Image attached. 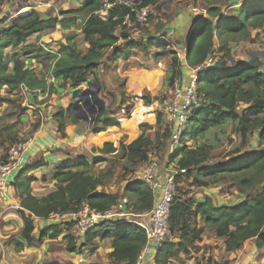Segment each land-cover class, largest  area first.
<instances>
[{"label":"trees","instance_id":"obj_1","mask_svg":"<svg viewBox=\"0 0 264 264\" xmlns=\"http://www.w3.org/2000/svg\"><path fill=\"white\" fill-rule=\"evenodd\" d=\"M142 2L143 7L156 8L159 0ZM214 2H208L206 18L197 20L193 25L187 40L185 63L187 67L194 68L204 65L216 51L220 56L216 63L199 77L197 87L202 98L201 104L188 120L180 140L182 148L177 149L168 158L169 163L175 164L179 172L175 175L176 191L170 215V226L176 239L166 242L156 251L154 264H173L172 261L180 255L189 256L201 251L198 242L204 228L198 226L199 217L216 237L225 239L229 252L240 250L247 241L253 239L256 240L258 248L264 245V69H261L264 51L260 54L261 58L256 57L247 64L236 63L227 68L232 59L231 43L247 41L255 31L264 34V0H245L236 14L224 18L221 17L219 6L229 5L230 0ZM101 9L102 0H85L76 10L61 12L62 19L57 17L43 20L34 11L30 16L17 17L0 30V145L5 151L17 142L22 130L19 120L24 108L20 106L18 90L26 87L30 91L41 90L50 95L57 92L53 83L39 79L34 70L25 69L23 63L14 64L5 51L8 48L17 49L30 37L54 30L57 26L62 30L82 28L84 40L89 44L87 54L83 55L79 50L75 33L67 35L66 43H60L59 55L54 58L52 78L69 83L75 89L86 84L100 87V82L91 80L90 77L102 65L109 49L121 39L128 40L124 31L117 34V30L125 28L129 13L127 9L121 8L111 10L108 15L103 16ZM79 14L89 16L83 26L77 24L76 16ZM5 21L4 19L0 23ZM128 21L132 22V19ZM156 45H159V41L155 39H150L147 43L129 41L125 49L115 53L106 65L122 58L130 59L134 49L147 51ZM165 55L166 52L159 53V56ZM171 55L173 59L168 81L173 86L175 81L183 79L184 74L178 54L173 52ZM80 93L77 91L76 97ZM3 104L9 105L7 113H2ZM241 104L247 105V108L238 114ZM65 113L74 123H78L72 113V106L66 111L61 110L55 117L60 122L63 135ZM12 114L14 117H11ZM105 114V110L99 112L96 125L101 123V117ZM229 121H238L237 130L244 138L258 132L257 145L251 151L237 150L234 155H226L224 158L228 157V162L207 166L221 157L224 150L207 142L197 143L199 140H205L210 131L224 126ZM111 126L113 122L107 121L99 129L102 132ZM169 132L165 135L166 138L172 135L171 128ZM189 143H195L196 147L191 148ZM153 147V140L143 134L129 144H122L120 150L115 149L112 143H105L103 148L97 151L103 155H116L119 160L126 162L131 166L130 170L124 167H121V170L129 175L132 174L134 166L149 162ZM119 162L108 163L101 156L92 161L82 156L68 160L57 168L53 175L56 191L41 200L32 195L31 180L17 178L14 186L22 196L19 211L24 221L21 238L29 246L40 247L48 238L59 237L62 228L72 230L71 224H51L35 239L34 218L48 220L55 214H73L83 203H87L92 210L105 212L111 208L120 209L125 200L126 207L133 215L151 213L157 195L145 181L126 184L119 192H99L100 188L109 187ZM101 163L107 164L106 169L96 170ZM220 181L230 182L232 187L245 196L244 201L234 207H218L210 198L199 200L190 197L194 188L206 187ZM259 187H263L262 192L253 197L252 194ZM96 239L112 240L113 252L110 258L120 264H136L147 243V235L142 227L134 223L106 221L88 230L82 245H78L74 237H67V251L79 254ZM24 246V243H18L19 250ZM208 262L211 264L212 260Z\"/></svg>","mask_w":264,"mask_h":264},{"label":"crops","instance_id":"obj_2","mask_svg":"<svg viewBox=\"0 0 264 264\" xmlns=\"http://www.w3.org/2000/svg\"><path fill=\"white\" fill-rule=\"evenodd\" d=\"M20 1V0H19ZM42 0H28L27 2L9 4L5 1V5L0 14V22L3 16L15 15L20 7H26ZM55 5L51 10L40 9L36 12L43 20L51 18L62 19L61 12L78 9L85 0H51ZM245 0H230L229 5H220L221 17H228L236 14ZM179 7V15L176 18L174 26L168 24L159 31L170 36L174 33L176 26L180 27V32L176 34L178 39L172 40V48L164 50L160 44L152 46L147 53L140 49H134L130 59L119 60L115 63L106 65L117 52L125 49L129 41L147 43L150 39L159 41L158 34L152 36L144 35L139 28L132 22H126L124 29L117 30V34L124 31L128 40L121 39L113 48L105 53L102 65L90 77L91 80H98L99 97L105 102L106 114L101 117V123L98 125L91 123L83 124L80 120L74 123L65 113V131L64 135L60 131V122L57 115L61 110H67L76 100V92H82L89 85H83L78 89L72 88L69 83L59 82L52 78V69L54 66V58L59 55L60 43H66V36L75 33V41L82 52L86 55L89 44L85 42L82 28L79 30H62L57 26L54 30L45 31L30 37L19 48H8L5 54L13 61L14 64L23 63L25 69L34 70L39 79H45L48 83H53L56 93L50 95L48 92L26 91L24 88L18 90L20 97V105L25 109V113L21 116L19 123L22 124V130L18 139L27 141L25 151V164L21 168H17L9 177L11 190L7 198L0 196V264H120L110 258L113 252V244L111 239L94 240L91 246L84 249L79 254H71L67 251V237H74L78 245L85 243V231L76 228L72 216L64 215L60 218L52 215L48 220H39L34 218L35 230L33 237L38 239L43 230L49 225L71 224L72 230L62 228V233L55 239L48 238L40 247L29 246L26 241L21 238L24 221L19 210L13 207L14 204L20 206L22 196L16 190L14 182L21 177L23 180H31L32 195L41 200L49 194L56 191V183L53 175L57 168L64 162L76 159L77 157H85L88 161L101 156L108 161L116 155L99 154L97 149L103 148L105 143H112L114 148L120 150L122 144H129L143 134L151 138L154 147L149 155V162L157 161L158 168L156 176L159 182L171 176L179 174L175 164L169 163V157L177 150L181 149V144H173L170 137L166 138L170 128L167 123L165 108L172 89L171 83L168 81L173 56L171 53L178 54L183 65V80L185 86L188 83L189 75L192 68L186 66L185 54L190 26L193 27L197 20L206 18L208 3L200 2L198 8L187 6ZM158 8V6L156 7ZM150 10V8H149ZM88 15L79 14L76 16L77 24L83 26L88 19ZM216 23V21H215ZM6 25L0 24V30ZM165 32V33H164ZM175 34V33H174ZM173 34V35H174ZM263 34L261 31H255V35ZM188 37V38H187ZM249 40V39H248ZM244 41L241 43H231L232 59L228 63L227 68L233 67L236 63L247 64L253 57L251 54H242V44H254V42ZM239 44V45H238ZM166 52L167 55L159 56V53ZM239 52L241 54L239 55ZM220 54L216 51L211 58L214 63L218 60ZM261 69H264V60L261 63ZM264 71V70H263ZM12 72V69H11ZM117 82L119 84H117ZM120 86V87H119ZM6 105H2L4 111ZM247 105L241 104V108ZM240 110V109H239ZM101 112V111H100ZM98 116V115H97ZM96 116V117H97ZM113 122V126L105 131L96 133L93 131L95 127H102L104 122ZM233 123L238 121H232ZM95 123V122H94ZM227 124V123H226ZM225 124V125H226ZM223 127V126H222ZM172 133V132H171ZM253 139L249 140L251 149L257 145L259 133L253 132ZM250 138V137H249ZM243 141H246L243 138ZM164 145V147H162ZM191 148L196 147L195 143L188 144ZM245 152V151H244ZM5 153V149L0 145V156ZM119 159V158H118ZM122 161V160H121ZM149 162L145 165L133 167L132 174L120 184V191L129 183L137 181H145L146 170ZM224 163V161H221ZM218 163L207 164V166L217 165ZM101 170L106 169L107 164L101 163ZM211 185V184H210ZM198 187V199L205 197L210 198L215 206L218 207H234L240 205L245 196L236 188L228 183L233 189L229 192L227 181H220L211 186ZM116 185H109L107 188H100L99 192H114ZM263 187H259L252 196L255 197L262 192ZM159 190L157 191V194ZM123 205L116 212L114 217L115 223H134L142 228L149 225L150 213L144 215H133L129 208L126 207L127 201L123 200ZM198 226L204 228L198 246L201 251L191 253L189 256L180 255L178 259L172 261L173 264H264V245L260 248L256 246V240H249L245 245L236 252H229L225 246V239L218 238L206 228V223L200 217L198 218ZM18 243H24V247L19 250ZM156 252L147 258L148 264H154Z\"/></svg>","mask_w":264,"mask_h":264},{"label":"built area","instance_id":"obj_3","mask_svg":"<svg viewBox=\"0 0 264 264\" xmlns=\"http://www.w3.org/2000/svg\"><path fill=\"white\" fill-rule=\"evenodd\" d=\"M51 0L38 1L32 5L23 7L18 12V17L30 16L34 11L40 9L51 10L54 8ZM127 9L128 16L125 22L132 19L137 27L144 28L150 23L151 12L149 8L143 7L142 0H102V9L100 13L103 16L108 15L114 9ZM129 22V21H128ZM58 56V55H57ZM213 59L198 67L192 68L188 83L185 86L184 80L175 81L168 96V102L165 108L167 123L172 130V143L180 144L183 132L187 126L188 120L200 106L202 98L198 91L197 81L202 77L205 71L213 66ZM29 91L26 87H22ZM27 141L18 139L12 146L8 147L3 155L0 156V196L7 198L11 190L9 181L10 175L21 168L26 161L25 151ZM158 163L155 160L149 162L145 182L154 190L157 200L153 210L150 213L149 225L143 228L147 235V243L138 256L136 264H148L147 258L162 247L166 242L176 239L175 233L171 230L170 215L172 205L175 199V175L167 177L164 182H159L156 176ZM159 193L157 194V191ZM13 207L20 209L18 204ZM116 209L111 208L105 212L92 210L87 203H83L76 213L70 214L73 218L76 228L87 232L97 225L109 221L113 222ZM69 215V214H65ZM57 218L64 215L55 214Z\"/></svg>","mask_w":264,"mask_h":264},{"label":"rangeland","instance_id":"obj_4","mask_svg":"<svg viewBox=\"0 0 264 264\" xmlns=\"http://www.w3.org/2000/svg\"><path fill=\"white\" fill-rule=\"evenodd\" d=\"M5 1H7V3L9 4H16V3H21L19 0H0V14L1 11L5 5ZM185 1L187 2L182 9H184L187 6L190 7H195L198 8V11L201 9L198 7L200 2H211V3H215L214 0H159L158 3V8H150V12H151V19H150V23L147 27L144 28H139V30L146 36H152V35H156V33H159V31L161 29L165 30V27L168 26V24H171L172 26H174L175 21L177 16L179 15V7L181 5H183L185 3ZM57 3L59 2L58 0L56 1ZM23 8L20 7L15 15H8V16H3L2 19H5L6 21L4 23H0V24H4V25H8L11 24L13 21L16 20V18L18 17V12L19 10ZM166 25V26H165ZM163 32H160L158 34L157 37H159V41H163V43H167L169 42L170 46L169 48H167V50H170L172 47V40H170L169 38H167L165 40L164 38V34L162 36ZM165 33V32H164ZM248 41L250 42H254V44H242V54L245 53H250L253 58L259 57L261 58V53L264 51V34L261 35H255V37H251ZM239 45V44H238ZM151 49V48H149ZM164 49V48H162ZM144 53H147V51H143ZM241 52H239V55L241 54ZM117 84H119L117 82ZM120 87V86H119ZM86 88H89L90 93H89V100L92 101L93 97L92 95L98 91V88L95 86H87ZM85 88V89H86ZM163 99H168V96H164ZM21 102V100H20ZM6 105L5 106V110H2V113H5L6 110H8L9 105L7 104H3ZM21 106V105H20ZM82 106V105H81ZM22 107V106H21ZM83 110L87 112L86 107L82 106ZM23 108V107H22ZM245 108H247V106L244 108H239L240 110H238V114L240 113L241 110H244ZM96 110H98V107L96 106ZM26 111L24 109V112H22V114H24ZM7 113V112H6ZM19 115L21 114V111L18 112ZM18 113L16 115L15 118H17ZM99 114V112H97L96 115L93 116V120L96 121V116ZM88 115V114H87ZM89 116V115H88ZM11 117H14L13 114L11 115ZM89 119L91 121L92 117L89 116ZM11 120H13L11 118ZM89 121V123H90ZM8 122V121H6ZM237 122L233 123L232 121L227 122L226 125H224L223 127H218L216 129H213L212 131H210L207 135H206V139L205 140H199V142L197 144H202L203 142H207L209 144H212L214 146H216L217 148H219L220 150H224L223 151V155L221 157H218V159H216L215 161H213V163H221V161L228 162L230 159L228 157L224 158L226 155H233L235 154L234 152L237 150H241V152L246 151L247 149H251L252 147L250 146L249 140L253 139V136H248L246 139V141H243L244 137H242V135L238 132L237 130ZM250 137V138H249ZM116 161H120L116 166V174L115 177L113 178V180L110 182L109 185H116V189L114 192H119L120 191V184L128 177V175L126 174V171L121 170V167H124L125 169H129L131 168L130 165L126 164V162L121 161L118 159V157H113L111 159L108 160V163L110 162H116ZM212 163V162H211ZM96 170H101V166H98ZM228 183L230 184V182L227 181V185ZM215 184V183H213ZM211 184V185H213ZM210 185V186H211ZM233 188L228 185V191L230 192ZM198 188H194L193 191H191L190 193V197H194L196 199H198L197 195L198 192L197 191ZM119 209H116V212H118Z\"/></svg>","mask_w":264,"mask_h":264},{"label":"water","instance_id":"obj_5","mask_svg":"<svg viewBox=\"0 0 264 264\" xmlns=\"http://www.w3.org/2000/svg\"><path fill=\"white\" fill-rule=\"evenodd\" d=\"M20 1H24V2H27L28 0H20ZM190 31H189V33H191L192 32V26H190ZM180 32V27L179 26H176L175 28H174V35L173 34H171L170 36H168L167 34H165V36H164V38H165V40L167 39V38H169L170 40H176V39H178L177 37H176V34L177 33H179ZM190 35V34H189ZM188 38V37H187ZM187 41V39H186V37L184 38V41ZM159 44H161L163 47H164V50H167V48H169V46H170V44H169V42H167V43H163V41H159ZM92 87L94 86H96L97 87V85H95V84H93V85H91ZM90 86V87H91ZM89 93H90V90H89V88H86L85 90H83L80 94H79V96H77V98H76V100L74 101V104H73V114H74V116L78 119V120H80L83 124H87L89 121H90V119H89V116H91L92 117V119H91V121H90V123H91V125L93 126L95 123V121L93 120V116L94 115H96L97 114V112H100L101 110H103V109H105V102L103 101V100H101V98L99 97V92L98 91H96L93 95H92V97H93V99H92V101H90L89 100ZM84 106V107H86V109H87V114L89 115H87L86 114V111L85 110H83V107L82 106ZM96 106L98 107V110H96ZM93 131L94 132H96V133H99L100 132V129L99 128H97V127H95L94 129H93Z\"/></svg>","mask_w":264,"mask_h":264}]
</instances>
